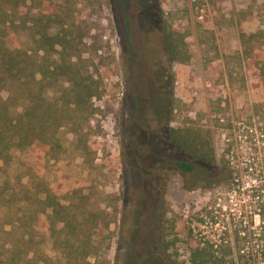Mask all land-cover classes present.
<instances>
[{
    "label": "rangeland",
    "instance_id": "374dc122",
    "mask_svg": "<svg viewBox=\"0 0 264 264\" xmlns=\"http://www.w3.org/2000/svg\"><path fill=\"white\" fill-rule=\"evenodd\" d=\"M24 1L13 12L15 31L7 43L41 62L44 50L30 30L32 20L44 12L65 13L84 45L81 57L72 60L93 75L101 95L91 100L92 116L59 130L60 149L33 145L0 159V193L7 192L0 199V256L6 257L3 246L12 244L23 264H192L190 245L196 242L213 249L225 264H264L258 215L264 214V0ZM165 24L188 30L189 64L169 65ZM242 34L257 38L243 41ZM50 56L53 62L59 54ZM159 66L174 78L169 126L193 127L208 136L215 165L198 163L196 171L182 174L169 163L190 159L172 146L155 120ZM55 84L46 96L61 100L68 83L60 79ZM9 94V106L20 111L21 94L13 86L0 92V99ZM230 112L253 129L240 149L234 147V164L222 153L223 126L217 119ZM24 187L31 208L25 210L27 224L12 226L23 211L11 192ZM43 190L72 208L77 230L88 235L80 239L87 249H77V262L56 243L65 237L63 225L55 226L53 237L50 221L37 215L42 208L35 194ZM173 218L186 223L188 237L181 234L166 251L174 238L167 223ZM235 226L246 228L248 235L230 237ZM71 243L82 245L75 239Z\"/></svg>",
    "mask_w": 264,
    "mask_h": 264
},
{
    "label": "trees",
    "instance_id": "16d2710c",
    "mask_svg": "<svg viewBox=\"0 0 264 264\" xmlns=\"http://www.w3.org/2000/svg\"><path fill=\"white\" fill-rule=\"evenodd\" d=\"M24 5V0H0V92L11 85L21 94L20 100L22 99V109L20 111L12 110L9 106V102L13 99L11 94L4 101L0 99V159L3 161L7 159L12 149L25 151L33 145L39 148L42 145H49L53 150L54 147L60 149L59 130L63 126L74 124L73 122L76 120L85 121L89 116H92L94 109L91 100L94 96L101 95L100 87L98 82L94 80L93 75H90L79 62L74 63L72 60L75 55L81 57L83 44L82 40L75 36L71 26H68V18L64 16L65 13H41L33 18L31 29L27 28L33 30L34 37L38 36V41L35 40V42H38L40 49L44 50L41 62L37 59L32 60L34 56L29 55L26 49L7 43L10 33L15 31V26H13L15 22L12 18L15 14L13 12H17V8ZM164 26L163 49L167 55L169 65L189 64L192 59V52L188 41L190 37L188 30L167 24ZM52 29H55L54 33L51 31ZM241 37L245 41V39L257 38V35L253 34L247 37L242 34ZM53 52L58 53L59 57L50 62L49 58H51L50 55ZM37 55L36 52L35 57ZM30 65L32 66L30 67ZM37 75L41 78L38 79ZM154 78L157 84L156 104L153 107L155 120L172 146L190 159L189 161L187 159L175 160L169 163L182 174L196 171L198 163L215 165L217 163L216 154L208 136L206 137L200 130L193 127L175 128L169 126L175 104L174 78L162 66L157 68ZM60 79L68 83V86L62 89L61 100L46 96V89L49 86L56 85L55 83ZM51 80L53 82H50ZM133 103L136 106L138 100L135 98ZM77 132L75 131V133ZM159 161L163 164L166 163V159L162 157L159 158ZM5 193L7 192L0 193V199L4 197ZM27 193L25 187L24 190L21 189L19 192L14 191V189L11 192L12 201H17L15 204H18L23 211L21 218L10 222L12 226L21 223L24 227L27 224L25 216L27 211L31 209L27 201ZM41 194L45 195L44 198H41ZM19 195L22 197L17 199ZM35 196L38 208H42L37 212V215L41 213L46 220L50 221L52 225H50L49 230L52 232L53 237L58 234L55 231V226L58 224L63 225L61 233H64L65 237L63 240L57 237L56 243L62 247V253L70 257L74 255L75 258L73 259L77 262V249H87V246L83 245V241L80 239L82 236L87 237L88 235H83L77 230L79 229L77 216L72 213V208L64 206L49 191H38ZM6 208L10 209L9 207ZM260 215L263 223L262 230L264 231V214ZM181 219L173 218L167 222L170 233L174 238L166 243V251L172 250L171 248L180 241L179 236L187 232L186 223ZM33 221L35 220L33 219ZM73 223H76V226ZM242 232H244L243 229L235 230L238 239L241 237ZM187 234L186 237H188ZM71 239L80 241L82 245L75 248V245L71 243ZM185 241H189V239L186 238ZM3 247L8 254L6 257L0 256V264L24 263V259H20L22 257L20 251L18 254L13 253L14 246L12 244ZM190 250L192 264H225L223 257L218 258L213 254V249L201 248L196 242L190 245ZM217 252L223 254L226 250H217ZM168 256L172 257L169 253Z\"/></svg>",
    "mask_w": 264,
    "mask_h": 264
},
{
    "label": "built area",
    "instance_id": "2783aa9c",
    "mask_svg": "<svg viewBox=\"0 0 264 264\" xmlns=\"http://www.w3.org/2000/svg\"><path fill=\"white\" fill-rule=\"evenodd\" d=\"M218 122L221 126H223V133H222V153L226 154L228 153V155L231 156L232 159V163L234 164V154H235V150L234 147L239 148L240 144H244L245 142H247L250 139V136L253 133V129L251 126L247 125L245 123L244 120H236L235 116L233 115L232 112H230V114H228V116H218ZM231 146L232 149H226L225 147H229ZM242 147V146H241ZM240 149V148H239ZM230 151V152H229ZM239 151V150H238ZM238 154V152H237ZM228 189L227 192L228 193H233L235 192V188H225ZM219 202H221V199H218ZM218 206H220V204H218ZM261 212L258 214L260 216V220H261ZM236 227V226H235ZM244 230V232L241 233V237H239V239H243L248 235L247 229L243 228L242 226L240 228H235L233 231H231L230 237L234 238L237 236L235 235V230ZM227 231V230H226ZM255 230H253L252 233ZM260 233H264V231L262 230V226H261V232ZM258 233V234H260ZM229 241H225V244H228ZM217 250H219L220 248H218V246L216 247ZM243 250H241L240 252H242ZM244 253V252H243Z\"/></svg>",
    "mask_w": 264,
    "mask_h": 264
},
{
    "label": "flooded vegetation",
    "instance_id": "af4514ba",
    "mask_svg": "<svg viewBox=\"0 0 264 264\" xmlns=\"http://www.w3.org/2000/svg\"><path fill=\"white\" fill-rule=\"evenodd\" d=\"M119 2H121V0Z\"/></svg>",
    "mask_w": 264,
    "mask_h": 264
}]
</instances>
